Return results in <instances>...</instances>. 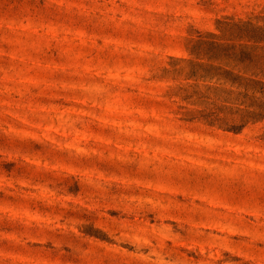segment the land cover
Segmentation results:
<instances>
[{
  "label": "rangeland",
  "instance_id": "rangeland-1",
  "mask_svg": "<svg viewBox=\"0 0 264 264\" xmlns=\"http://www.w3.org/2000/svg\"><path fill=\"white\" fill-rule=\"evenodd\" d=\"M254 63L264 0H0V264H264Z\"/></svg>",
  "mask_w": 264,
  "mask_h": 264
},
{
  "label": "trees",
  "instance_id": "trees-1",
  "mask_svg": "<svg viewBox=\"0 0 264 264\" xmlns=\"http://www.w3.org/2000/svg\"><path fill=\"white\" fill-rule=\"evenodd\" d=\"M251 67L249 76L234 75L241 81L235 85L236 89H231L230 92H236V94L243 97L249 96L254 100H259L255 107L260 108L264 104V66L260 68L258 64L254 63ZM258 76L259 78H257Z\"/></svg>",
  "mask_w": 264,
  "mask_h": 264
}]
</instances>
